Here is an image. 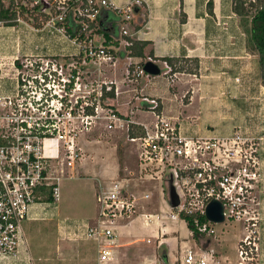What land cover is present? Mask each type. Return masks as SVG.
<instances>
[{
	"label": "built area",
	"instance_id": "obj_1",
	"mask_svg": "<svg viewBox=\"0 0 264 264\" xmlns=\"http://www.w3.org/2000/svg\"><path fill=\"white\" fill-rule=\"evenodd\" d=\"M47 1L49 6H55L59 12L48 24L55 26L58 22L63 25L58 31L80 49L85 48L87 58L101 63H115L120 58L119 53L116 57L115 52L122 48L126 51V48L133 45L131 41L124 39V36L135 39L130 32V29H134H128L135 18L133 7L118 10L125 21L117 40L120 45L108 47L102 44L97 47L89 33L94 26L100 25L104 10H116L111 7L110 0ZM68 23L76 30L74 39L67 35ZM85 37L86 41L83 40ZM82 40L85 42L84 46ZM149 60L156 62L151 58ZM164 64L165 68L170 69L165 71L168 75L172 72L171 67ZM143 75L150 77L143 70L137 71L138 77ZM236 80L239 81L238 78ZM103 84L99 89H93V95L84 97L82 105L77 103L79 108L76 112L70 107L63 112L62 108H54L52 105L42 106L40 109L32 105H20L21 109L6 115L4 110L9 108L12 111L14 107L11 101L4 102L0 99V264L18 260L29 253L26 222L47 219L57 211L63 173L66 169H73L78 157L76 135L70 129V123L75 118L81 120L88 129H92L98 120H106L109 130L126 126L129 141L137 147L140 175L163 180V183L173 180L181 205L175 210L171 208L173 211L170 218L177 220L182 213L200 214L206 218L208 204L213 199L219 200L225 206V223L241 222L245 229V234L237 245L236 263L228 261L227 264H262V236L259 229L261 218L252 209L253 191L260 182V161L255 155L258 150H254L253 145L247 147L251 140L241 135L240 130L227 138L187 136L163 111H158L161 105L155 98H144L143 103L146 112L154 114L155 122H135L131 118L127 120L113 108L104 105V87L106 91L115 88V99L120 97V90L114 86L113 81H103ZM88 107L93 108V113L88 112ZM67 125H70L69 128ZM131 125L135 129L141 128L142 134L131 136ZM56 164H59L60 169ZM56 170H60L63 175H58ZM125 181L126 179L113 181L111 187L97 196L101 206L97 226H80L83 227V236L97 243V264H117V229L122 225L119 223L127 220L130 222L140 216L137 198L128 190ZM144 197L149 199L150 194H145ZM195 223L202 237L217 235L216 225L208 220L204 224H200L198 220ZM147 242L150 244L151 239ZM151 264L171 263L160 257ZM179 264H222V260L217 257L214 249L205 251L199 246L197 251H186Z\"/></svg>",
	"mask_w": 264,
	"mask_h": 264
},
{
	"label": "rangeland",
	"instance_id": "obj_2",
	"mask_svg": "<svg viewBox=\"0 0 264 264\" xmlns=\"http://www.w3.org/2000/svg\"><path fill=\"white\" fill-rule=\"evenodd\" d=\"M255 2L256 0H251L247 3L248 15L243 17L237 15V21L234 22L237 33L246 39V53L236 54L240 57L237 59L231 55L225 59L221 58L216 71H246L244 79L252 84L261 85L258 53L249 44L251 24L257 13L256 7L250 4ZM49 4L47 0H0V99L4 102L11 101L14 107L12 111L6 108L3 113L10 115L14 110L21 109L20 105L23 107L32 105L36 109L52 105L54 108H62L63 112L67 110L65 108L70 107L74 109L73 112H76L79 108L78 102L82 105L81 101L85 100L84 97L93 95V89H99L104 85L103 81L109 83L113 76L122 81L120 97L116 104L117 107L123 108L125 114L119 113L116 108L114 110L127 120L133 117L144 123L155 122L154 114L146 112L147 110L143 107L144 98L150 97L142 89L149 85L152 76L149 78L146 75L137 76V71L143 70V63L149 61V58H119L118 53L125 48L115 52L118 57L115 63H101V61L87 58L85 48L80 49L58 31L63 25L57 21L55 26L48 24L59 14L57 8ZM8 7L13 9L10 14L16 12L15 19L5 20L3 17ZM5 17L9 16L5 14ZM144 19V16L140 17V22ZM136 25L138 20L135 17L128 29ZM217 28L212 39L219 41L228 35V31L225 26L224 29L222 26ZM89 37L93 39L95 46L104 45L100 25L92 28ZM83 40L86 41V37ZM74 47L78 50H68ZM216 48L219 49L218 46L213 49ZM222 51L216 50L217 56L223 55L224 51ZM72 53L76 55H71ZM156 62L161 65L162 71H170L169 68L164 67L163 62ZM207 69L209 70L206 71H211V68ZM171 73L166 75L164 72L165 77L168 78L166 89L171 87L169 82L173 84V81L177 80L178 73L173 75ZM231 74L220 76V78H231L234 76ZM240 82L244 83L243 80ZM175 88L177 89L178 86L170 89L172 91ZM179 94L181 98L176 101L180 102L181 111L176 108L174 110L171 108L170 111L174 115H180L182 119V114L192 113V106L183 107L184 112H182V102L190 99L192 93L184 89ZM131 112L134 114L132 115ZM243 114L247 120L249 117L258 115V125L263 127L260 136L250 137L246 135L243 127L236 129L241 131V135L251 140L247 147L253 145V149L258 150L255 155L260 161V180H262L264 110L261 116L259 108L257 110L250 103L243 108ZM262 119L263 124H260ZM70 124L72 134L76 135L78 157L73 169H66L64 175L60 170H56L58 175L64 177L60 182V196L57 202L59 213L49 215L47 219L26 222L29 253L22 255L18 260H8L1 264H97V243L83 236V229H81L83 227L80 226L84 224L97 226L101 210L97 196L111 187L113 181L121 179H126L128 190L135 194L140 216H136L137 221L127 229L131 231L132 236L121 237L124 246L117 249L120 258L117 264H151L158 258L155 240L153 239L151 244L146 242L149 235L145 232L143 222L146 217L144 214L148 212L163 216L164 223L172 227L173 232H177L171 237L183 239L187 243L193 241L181 217L177 221L170 218L173 210L168 205L167 196L165 198L167 194L165 181L163 183V180H153L140 175L137 165V147L129 141V131L126 126L109 130L106 120H98L93 124L92 129H88L81 120L76 118ZM69 126L67 125L68 128ZM249 126H251L250 121H248ZM56 167L60 169L59 164H56ZM145 194H150L149 199L144 197ZM253 210L258 215V211L255 208ZM128 221H122L119 224H125ZM215 230L216 236L201 237L197 244L201 247L207 239H212L211 248L215 250L218 258L222 254L237 258L238 240L244 236L245 232L243 223L228 222L216 225Z\"/></svg>",
	"mask_w": 264,
	"mask_h": 264
},
{
	"label": "crops",
	"instance_id": "obj_3",
	"mask_svg": "<svg viewBox=\"0 0 264 264\" xmlns=\"http://www.w3.org/2000/svg\"><path fill=\"white\" fill-rule=\"evenodd\" d=\"M210 1H213L214 14L212 15L209 13ZM110 3L111 7L116 10L126 9L129 6L140 8L142 14L138 15L139 18L145 17L141 24L142 28L139 31L130 29V32L139 41L151 42L152 45L149 51L153 50L156 58L186 57L200 59L201 71L199 76L178 73L177 80H174L173 84L169 82L170 88L178 86L177 89L175 88L171 91L169 87L165 88L168 80L165 77V71H163V75L152 76V79L149 80V85L142 89L148 97L155 98L160 102L164 115L177 122L185 135L203 138H227L233 136L236 129L241 126L247 136H260L263 132V127L258 125V115L249 117L247 120L243 116V108H246L251 103L257 110L259 108L260 115L263 116V79L261 85H255L244 79L246 71H216V68L220 65L219 60L221 58L225 59L231 55V57L237 59L240 57L236 54L246 53V39L240 37L235 29L234 22L237 21V14L234 12V0H110ZM182 12L186 15V21H182ZM220 26L223 29L224 26L226 27L228 35L219 41L213 40V33H216L217 27ZM214 38L216 37L214 36ZM211 44L214 47L218 46L219 49H213L214 47ZM68 50L77 51L78 49L74 47L68 48ZM216 50H223V55L217 56ZM73 54L76 55V53L71 55ZM163 65L165 64L163 63ZM206 67L211 68V71H206L209 70ZM229 74L234 76L228 79L226 77L220 78V76ZM237 78L239 79L238 82ZM240 80H243L244 83H241ZM111 81L120 90L122 81L113 76ZM184 89H188L192 96L186 102L181 100L182 108H190L192 106V113L182 114L183 118L181 119L180 115H174L170 109L173 108L174 110L176 108V110L181 111L180 102L176 100L181 98L179 93ZM118 100L119 98L114 99L112 103L119 113L125 114L123 108L117 107L116 101ZM184 108L182 112H184ZM256 113L258 112L256 111ZM130 118L135 122H140L133 117ZM248 121L251 124L249 127ZM260 122V124H263V119ZM263 176L264 169L261 171L262 180L256 184V188L253 191L254 199L252 204V209L255 208L261 218L259 229L262 235V264H264ZM56 212H58V208L57 211H54V213ZM136 221L137 219L135 218L122 224L117 229L116 263L120 262L117 249L124 246L121 237L132 236L131 231L127 229L133 226ZM144 221L143 227L149 235L148 239H151V243H153V239L156 242L155 251L158 258L165 253L167 261L171 264H179L186 251L190 249L197 251L199 249L196 240L193 238V233L188 229L184 220L183 223L193 240L190 243L184 242L183 239L177 237H171L177 232H173L172 227L164 223L165 219L163 216L148 212ZM147 244L149 243L147 242ZM219 259L222 260V264H227L228 261L231 263H236L237 261V258H232L226 254L219 255Z\"/></svg>",
	"mask_w": 264,
	"mask_h": 264
},
{
	"label": "trees",
	"instance_id": "obj_4",
	"mask_svg": "<svg viewBox=\"0 0 264 264\" xmlns=\"http://www.w3.org/2000/svg\"><path fill=\"white\" fill-rule=\"evenodd\" d=\"M251 0H234V12L239 15L240 17L248 15V9L246 4L249 3ZM250 5L256 7L257 13L255 14L251 29H250V40L249 44L252 46L253 50L258 53L259 57V67L261 76L263 79L264 84V0H256L255 3H251ZM39 8V7H38ZM209 13L212 15L213 13V1L209 2ZM12 7L6 8L4 11V18L5 20L17 17L16 12L10 14L12 11ZM135 17L138 20V25H136L133 29L134 31H139L142 28V22H140V18L138 15H141L142 12L139 7L134 8ZM5 14L9 17H5ZM9 14V15H8ZM182 21H186V15L182 12ZM123 16L118 10L113 9H106L102 13L101 19V31L103 37L105 38L104 45L105 46H119L120 42L117 41L120 37L121 33V26L124 24ZM67 32L71 38H76V30L72 28L71 23L67 25ZM124 39L129 40L133 43L131 47L126 48L125 50H121L119 52L120 58L134 57V58H151L155 61H161L163 63H167L171 67L172 75L174 73L180 74H192V75H199L201 62L199 58H163L158 59L155 57L153 50L149 51L150 46L152 45L151 42L148 41H139L137 39H132L129 36H124ZM114 53L113 50H111ZM76 77V76H75ZM74 77V79H75ZM116 98L115 88L112 91H106L104 87L103 91V102L106 107L115 108L112 103V100ZM147 106V104H145ZM89 113H93V108H87ZM159 112L162 111V106L158 109ZM117 112V111H116ZM119 114V113H118ZM120 115V114H119ZM121 116V115H120ZM143 130L139 127H135L131 125L130 135L131 136H138L141 135ZM52 189L49 190V195L51 199ZM181 219L187 223L188 229L193 233V238L198 243V240L202 237L196 227L195 221L198 220L200 224L207 223V220L204 215L200 214H185L182 213L180 215ZM163 259H167V255L164 253L162 256Z\"/></svg>",
	"mask_w": 264,
	"mask_h": 264
},
{
	"label": "water",
	"instance_id": "obj_5",
	"mask_svg": "<svg viewBox=\"0 0 264 264\" xmlns=\"http://www.w3.org/2000/svg\"><path fill=\"white\" fill-rule=\"evenodd\" d=\"M143 71L149 76H160L162 75V67L159 63L154 61H147L144 64ZM166 191H167V201L170 207L175 210L181 205V199L177 192L176 187L173 185V180L165 181ZM226 211L225 206L219 200L213 199L206 208V218L209 222L215 225H222L226 222ZM212 246V239H207L204 244H202V249L209 251Z\"/></svg>",
	"mask_w": 264,
	"mask_h": 264
}]
</instances>
